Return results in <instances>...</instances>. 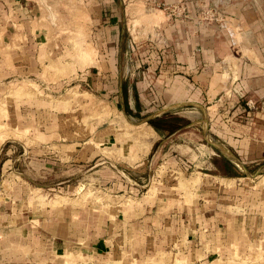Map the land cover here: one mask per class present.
Wrapping results in <instances>:
<instances>
[{
    "label": "crops",
    "instance_id": "obj_1",
    "mask_svg": "<svg viewBox=\"0 0 264 264\" xmlns=\"http://www.w3.org/2000/svg\"><path fill=\"white\" fill-rule=\"evenodd\" d=\"M62 1L0 0V27L66 32ZM85 1L102 54L98 98L125 119L145 116L152 141L128 166L97 149L115 144L107 128L80 143L48 125L36 147L3 146L0 174L7 167L11 179L0 178V264H65V254L74 264H264V181L237 164L264 168V0H145L183 3L189 16L173 19L161 44L121 40L117 74L113 0ZM200 6L219 20L200 23ZM200 131L228 155L211 157ZM55 188L70 196L49 206L37 191Z\"/></svg>",
    "mask_w": 264,
    "mask_h": 264
},
{
    "label": "rangeland",
    "instance_id": "obj_2",
    "mask_svg": "<svg viewBox=\"0 0 264 264\" xmlns=\"http://www.w3.org/2000/svg\"><path fill=\"white\" fill-rule=\"evenodd\" d=\"M64 1L69 3L64 4L62 1V4L55 7L57 17L64 23L66 32H5L10 29L12 31V26L6 24L0 27V149L7 145L36 147L44 141L43 134L46 133L43 132L48 125L59 128L67 140L80 143L88 142L96 128H107L109 132H113L115 144L97 146L104 158L122 166L139 162L146 158L147 144L152 141L151 130L142 121L145 116L126 120L119 112L117 103L112 108L98 98L99 93L93 83L97 77L96 72L103 73L97 63L102 54L96 52L86 1ZM141 2L143 5L136 0H113L112 13L118 27V32L113 35L117 36L113 42L116 46L114 74H117L116 59L121 40L124 45L141 42L161 44L162 32L172 23L164 6H151L145 0ZM79 7L85 12V16ZM159 10L163 13L158 12ZM55 17H50L49 20L52 28L57 25ZM14 29L18 30L16 24ZM23 29L22 26L19 27V31ZM41 50L42 52H38ZM189 107L197 112L193 115L197 116L195 120L198 118L197 123L201 125L202 113L198 106L193 104L187 108ZM185 108L186 106H182L178 111L184 112ZM194 138L199 144L206 141L209 150H213L212 153L215 154L211 157L215 158L220 154L217 150L220 148H216V144L208 136L202 142L201 131L195 133ZM4 159L0 154V160ZM221 167L224 172L231 168L225 164ZM259 167L252 166L249 171L256 173ZM6 168L0 174L2 180L9 178ZM253 179L264 181V168L259 169L258 176ZM90 190L83 187L79 194L81 199L89 195ZM37 192L45 194L44 203L49 206L50 202L60 205L68 201L56 195L70 196V193L66 194L57 188ZM4 199L6 198L0 195V202ZM62 258L65 264L75 263L72 254H65Z\"/></svg>",
    "mask_w": 264,
    "mask_h": 264
},
{
    "label": "built area",
    "instance_id": "obj_3",
    "mask_svg": "<svg viewBox=\"0 0 264 264\" xmlns=\"http://www.w3.org/2000/svg\"><path fill=\"white\" fill-rule=\"evenodd\" d=\"M164 6V5H161ZM160 7V6H158ZM164 10L168 12V15L171 20L178 18V19H185L189 15L186 12V7L183 5V3L175 4V5H169L164 6ZM217 14L210 8H201L198 12L197 19L199 22H208V23H215L219 19Z\"/></svg>",
    "mask_w": 264,
    "mask_h": 264
},
{
    "label": "water",
    "instance_id": "obj_4",
    "mask_svg": "<svg viewBox=\"0 0 264 264\" xmlns=\"http://www.w3.org/2000/svg\"><path fill=\"white\" fill-rule=\"evenodd\" d=\"M199 107L202 109L201 106H199ZM126 119H127V118H126ZM143 122L146 123L147 120H144ZM217 150L219 151V153H221V154H223V155H225V156L228 155L226 152H224V151H220V149H217ZM237 164H238L240 167L244 168V169L246 170L247 174H248L250 177H256V176H258L259 171L256 172V173H252L251 171H249L248 169H246L241 163L237 162ZM260 172H261V171H260Z\"/></svg>",
    "mask_w": 264,
    "mask_h": 264
},
{
    "label": "trees",
    "instance_id": "obj_5",
    "mask_svg": "<svg viewBox=\"0 0 264 264\" xmlns=\"http://www.w3.org/2000/svg\"><path fill=\"white\" fill-rule=\"evenodd\" d=\"M149 124H150L153 128H155V129L157 128V129H158V127L155 125L154 121H150Z\"/></svg>",
    "mask_w": 264,
    "mask_h": 264
}]
</instances>
